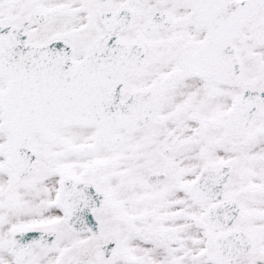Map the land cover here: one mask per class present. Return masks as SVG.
Returning <instances> with one entry per match:
<instances>
[{
    "label": "snow or ice",
    "instance_id": "6c2138e0",
    "mask_svg": "<svg viewBox=\"0 0 264 264\" xmlns=\"http://www.w3.org/2000/svg\"><path fill=\"white\" fill-rule=\"evenodd\" d=\"M0 264H264V0H0Z\"/></svg>",
    "mask_w": 264,
    "mask_h": 264
}]
</instances>
